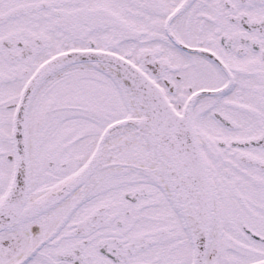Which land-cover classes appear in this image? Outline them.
<instances>
[{"label": "snow or ice", "instance_id": "6c2138e0", "mask_svg": "<svg viewBox=\"0 0 264 264\" xmlns=\"http://www.w3.org/2000/svg\"><path fill=\"white\" fill-rule=\"evenodd\" d=\"M0 264H264V0H0Z\"/></svg>", "mask_w": 264, "mask_h": 264}]
</instances>
